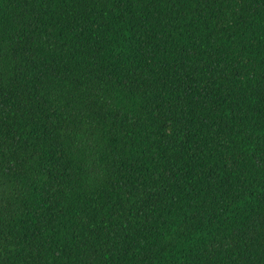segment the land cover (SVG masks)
<instances>
[{
    "label": "trees",
    "instance_id": "1",
    "mask_svg": "<svg viewBox=\"0 0 264 264\" xmlns=\"http://www.w3.org/2000/svg\"><path fill=\"white\" fill-rule=\"evenodd\" d=\"M0 264H264V0H0Z\"/></svg>",
    "mask_w": 264,
    "mask_h": 264
}]
</instances>
